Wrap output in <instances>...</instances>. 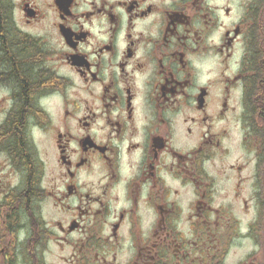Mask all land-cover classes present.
I'll return each mask as SVG.
<instances>
[{"label":"flooded vegetation","instance_id":"flooded-vegetation-1","mask_svg":"<svg viewBox=\"0 0 264 264\" xmlns=\"http://www.w3.org/2000/svg\"><path fill=\"white\" fill-rule=\"evenodd\" d=\"M0 10V264H264V0Z\"/></svg>","mask_w":264,"mask_h":264},{"label":"trees","instance_id":"trees-1","mask_svg":"<svg viewBox=\"0 0 264 264\" xmlns=\"http://www.w3.org/2000/svg\"><path fill=\"white\" fill-rule=\"evenodd\" d=\"M4 18V13L0 10V19L2 20ZM3 25V24H2ZM0 34L2 35V38L4 37V34H3V32L1 31L0 32ZM4 40H5V42H6V45H7V39L6 38H3ZM10 52L8 51V54H9ZM9 58H10V60L14 63L15 61H16V59L14 58V57H12L10 54H9ZM28 93H29V98H30V90H28L27 91ZM15 138H16V140H17V142L18 143H21L22 144V137L20 136V135H15L14 136Z\"/></svg>","mask_w":264,"mask_h":264}]
</instances>
